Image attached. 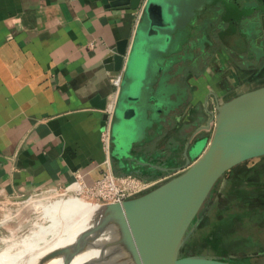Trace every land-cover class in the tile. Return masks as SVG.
<instances>
[{
  "label": "crops",
  "instance_id": "0c3cea01",
  "mask_svg": "<svg viewBox=\"0 0 264 264\" xmlns=\"http://www.w3.org/2000/svg\"><path fill=\"white\" fill-rule=\"evenodd\" d=\"M223 1L225 7L221 0H202L203 5L191 0L173 2L175 19L182 23L174 36L178 34L182 38L185 32L187 39H182L187 46L192 42L196 52L204 47L200 43L204 36L215 40L217 57L208 73L223 81L225 75L233 72V82L229 80L224 85L231 91L237 90L241 77L232 64L234 61L224 56L231 47L235 55L246 51L245 40L238 37L237 27L242 20L253 16L254 10L249 0H238L237 4L235 0ZM222 15L227 16V23H233L234 36L230 29L223 34L227 46L221 45L215 35L214 20ZM142 19L143 15L136 23L135 9L107 7L101 0H0V189L3 192L29 193L44 184H67L76 172H81L89 184L103 175L106 152L101 132L107 119L102 104L105 100L108 103L114 92L110 76L115 71L107 59L123 38H129L128 51L132 50ZM140 52L139 46L135 55ZM129 54L122 67L124 77ZM169 55L154 62L153 80L143 99L147 104L145 121L139 125L128 157L123 159L126 155L120 154L112 139L111 157L117 174L153 177L168 172L166 168L181 166L186 162L184 151L189 139L202 133L199 128L205 119L199 112L206 93L214 87L210 78L200 75L198 70L186 77L187 67L178 79L185 97L177 104L174 96L181 91H174L173 82L165 75V67L171 63ZM215 91L219 95L224 93L222 88ZM204 141L197 148L191 143L192 160L209 140L203 145ZM138 159L156 166L138 163Z\"/></svg>",
  "mask_w": 264,
  "mask_h": 264
},
{
  "label": "water",
  "instance_id": "95a60500",
  "mask_svg": "<svg viewBox=\"0 0 264 264\" xmlns=\"http://www.w3.org/2000/svg\"><path fill=\"white\" fill-rule=\"evenodd\" d=\"M101 1L107 7L136 9L141 0ZM249 1L254 10L247 18L253 23L252 31L264 34V0ZM177 22L172 2L148 0L132 50L128 51L129 38H123L107 59L117 71L130 53L112 122V139L120 154L126 155L123 159L145 121L147 104L143 99L153 80L154 62L176 43ZM139 46L142 52L135 55ZM106 105L107 100L102 107ZM210 113L208 123L199 130L212 129V135L195 160L190 157L188 142L186 162L165 169L172 173L170 178L145 193L107 204L71 243L51 250L41 263L59 258L60 264H243L230 255L183 254L182 249L207 212L208 206L203 205L225 173L264 156V84L218 101ZM138 163L156 166L140 159ZM84 254L89 256L82 257Z\"/></svg>",
  "mask_w": 264,
  "mask_h": 264
},
{
  "label": "built area",
  "instance_id": "2783aa9c",
  "mask_svg": "<svg viewBox=\"0 0 264 264\" xmlns=\"http://www.w3.org/2000/svg\"><path fill=\"white\" fill-rule=\"evenodd\" d=\"M147 2L148 0H141L138 7L135 9L136 23L139 22L144 14ZM123 79L124 68L117 71L115 70L110 76V80L114 86V92L104 109V112L107 114V120L101 132L102 144L106 152V158L103 162L105 166L103 175L89 184L85 181L81 172H76L75 178L67 184H59L57 186L44 184L38 186L29 193L6 194L0 189V210L3 212V216L0 218V225L3 228L0 229V240L5 236L11 238L12 235L14 236L13 238L20 239L24 234L30 232L32 229L31 227H27L24 230H20L19 227L20 220L23 216H25L24 219L33 217L32 214H29L31 208L30 204L33 203L31 200L33 199L46 202L49 198H52V196L61 199L78 198L102 209L107 204L122 202L128 198L145 193L172 176V174H167L156 177H142L134 173L117 174L114 171L111 157L112 122ZM58 189L62 191H58ZM44 193L46 195H53L43 197L41 194ZM8 201L10 203H8ZM18 211H20V213L17 217L5 220L6 214ZM35 226L36 224L34 227ZM27 229L29 231H25ZM4 245H0V249L3 248Z\"/></svg>",
  "mask_w": 264,
  "mask_h": 264
},
{
  "label": "trees",
  "instance_id": "16d2710c",
  "mask_svg": "<svg viewBox=\"0 0 264 264\" xmlns=\"http://www.w3.org/2000/svg\"><path fill=\"white\" fill-rule=\"evenodd\" d=\"M258 159L264 162V156ZM251 160L226 172L225 176L228 174L230 177L221 192L218 187L214 189L213 194L217 198L213 197V207L199 226L208 221L211 230L198 241L199 246H193L190 251L200 253L209 247L218 254L231 255L251 245L257 248L256 251L264 250V243L256 241L253 234L239 235L233 232L239 228L254 230L259 226L264 227V163L247 165ZM233 259L243 264H255L250 256Z\"/></svg>",
  "mask_w": 264,
  "mask_h": 264
},
{
  "label": "bare ground",
  "instance_id": "6f19581e",
  "mask_svg": "<svg viewBox=\"0 0 264 264\" xmlns=\"http://www.w3.org/2000/svg\"><path fill=\"white\" fill-rule=\"evenodd\" d=\"M29 214L33 217L20 220V230L32 229L20 239L3 237L0 245V264H27L37 257L45 256L51 250L71 243L75 237L88 227L97 217L101 208H97L78 198L61 199L52 196L46 202L31 200ZM8 203H10L8 201ZM20 213L9 212L5 220L13 219ZM36 226L34 227V225ZM0 229H3L0 225ZM25 231H29L28 229ZM36 233V234H35ZM35 234V235H34ZM32 237V239H30ZM9 240H7V239ZM23 239H30L22 241ZM11 242V243H10ZM39 242V243H38ZM28 247L34 251H28ZM84 256H89L84 254ZM81 259V256L78 260ZM61 263L59 258L45 264Z\"/></svg>",
  "mask_w": 264,
  "mask_h": 264
},
{
  "label": "rangeland",
  "instance_id": "374dc122",
  "mask_svg": "<svg viewBox=\"0 0 264 264\" xmlns=\"http://www.w3.org/2000/svg\"><path fill=\"white\" fill-rule=\"evenodd\" d=\"M167 1L168 2H172V3L173 2L182 3V0H167ZM191 1L195 2L194 4H196V2H198L199 5L200 4L203 5L202 4V0H191ZM203 1H206V0H203ZM207 1L210 2V0H207ZM221 3H222V7H225V2L223 0H221ZM204 6H205V3H204ZM224 11H227V9H224ZM226 17H227L226 15L225 16L222 15L220 18L215 19L214 23H215V25L217 27L215 35L219 37L218 41L220 42L221 45H226L227 46L228 45V44H226L227 40L225 38H223L224 37V35H223L224 32L227 34V33H229V29H230V31H232L231 32L232 36H234V34H233V29H232L233 23H231V24L229 22L227 23ZM209 26H211V25H209ZM181 27H182V23L178 21L177 22L178 31L181 29ZM237 28L239 29L238 37H240V39L242 38L243 40H245V42H243V43H246V45L244 44V46H245L244 50H246V51L242 53V55H241L242 57H240V54L236 53V58H232V57L230 58L231 61H234L232 64L233 65L235 64L234 67L237 70V74L241 77L240 80L238 79V82H237V84H239L238 87H237V90L235 92H231L230 95H232V94H234L236 92L242 91L244 89H247V88H253V87H255L254 85H256V84L260 85V84L264 83V67H263L264 66V62L259 63V64H254L253 68L261 67L262 65H263L262 66L263 68L256 69V70L253 69V71H252L253 73L251 71H249V70L245 71V69H247L246 68L247 65H245V61H244V57L246 56V53H248V57H251L249 55H252L253 52L254 53L257 52L256 51L257 49L255 48V45H254L255 43H253V40H254V37H253L254 34H253V31H252L253 30V23L251 21H249L248 19H244L240 23V27L238 26ZM182 35H183V37L185 39H187V34L185 32H183ZM189 36H190V33L188 34V37ZM207 41H208L207 37L204 36L200 40V43L202 44V46H205ZM238 41H240V40L238 39ZM177 45H178V39H176V43H175L174 47L172 45L170 46L171 51H174V49H175V47H177ZM188 48L189 49L191 48V49L190 50L188 49V51L187 50L185 51V53L187 52L185 56H186V59L192 60L194 58V51H193L192 42H190L188 44ZM231 49L234 50L232 47H231ZM244 50L242 49V51H244ZM165 52L166 53L163 54V55H158V58L159 57L161 58V56L163 58V56H168L169 55V52L168 53H167V51H165ZM224 57H227L229 59L228 55H226ZM248 57H245V58L248 59ZM167 68L168 67L166 65L165 70ZM207 68H211V64H209V66H207ZM204 75H206V73H204ZM251 75H252V80H251ZM230 79H232L230 82H233V77L232 76H231ZM243 81H245L246 83H244ZM173 90L177 91V92L181 91L182 94H185V89L183 87H181L178 82L175 83V85L173 87ZM180 99H182V98H180ZM212 105H214V103L211 102V106ZM207 119H208V116H206L205 124L207 122ZM202 133H205V135H206V140L203 143V145H204L211 138L212 129H206V130L202 131ZM258 158H260V157H256L255 159H252L247 165L256 164V163L263 165L264 162L262 160H259ZM224 176H223V179L219 182L218 188H219L220 192H221V190H223L227 186L228 179L230 177L228 174L225 177ZM58 191H62V190L58 189ZM41 195H43V197H47V196H50V195H53V194L46 195L44 193V194H41ZM41 195H39V196H41ZM2 216H3V212L0 210V218ZM204 224L201 227H199V229H197L192 234V236L190 237V239L188 240V242L185 244L184 248L182 249V253L183 254H187L188 252L189 253H197V252L190 251V249L193 246L197 247L198 241L202 240L208 234V232L211 230V226H210L208 221H204ZM233 232H238L239 235H241V234H246V235L253 234L254 238L256 239V241L264 243V227H262V226L256 227V229H254V230H252V229L251 230H248V229L245 230L244 228H241V229L239 228V230H236V231H233ZM30 239H32V237ZM30 239H23L22 241H28ZM7 240H9V239H7ZM256 250H257V248L254 247V245L245 246L244 249H238L235 252H233L230 256H232L233 258H237V259L244 258L245 256H250L251 260L255 264H264V250L263 251H256ZM28 251H34V250H32L31 248L28 247ZM200 253H216V252H214V250L212 248L206 247ZM43 257L44 256L37 257L36 261L35 260H31L33 262H28L27 264H43V263H41V260H42ZM48 264H50V263H48ZM58 264H60V263H58Z\"/></svg>",
  "mask_w": 264,
  "mask_h": 264
},
{
  "label": "flooded vegetation",
  "instance_id": "af4514ba",
  "mask_svg": "<svg viewBox=\"0 0 264 264\" xmlns=\"http://www.w3.org/2000/svg\"><path fill=\"white\" fill-rule=\"evenodd\" d=\"M253 34H254V36H253L254 37L253 43H255L254 45H255V48L257 49L256 50L257 52H255V53L253 52L252 55H249L251 57H248V53H246V56L245 57H248V59H244V61H245V65H247L246 66L247 70H250V69H261V68L264 67L262 65L263 67L261 66V67L253 68L254 64H259V63L264 62V34L262 32H260V31H258V30L257 31L256 30L253 31ZM182 38H180L176 34V39H178V45H177V48L178 49L176 48L174 51H170L171 53L169 55V60H170L171 63L168 65V68H167V71L165 72V75H166V78L168 80H170V81L173 82V86H174L175 83L178 82V79H179L180 74L187 67H188V73L186 74V77H188L190 75H194L193 72L195 70H198L197 73H199L200 75H203L204 73H206L205 77L206 78H208V77L210 78L211 83H212V86L214 88H212L211 90H209L206 93V98H205L204 106H203L202 110L199 112V115H201L204 119H206V116H208V119H207V122H206V124H207L208 121H209V119H210V117H211L210 111L215 109L217 102L218 101H223V99H225L226 96H229L233 90L234 91L236 90V88L232 89L231 91L227 87L224 88V85H227V83L229 82V80L230 81L232 80V79H230L231 76L234 77L235 74H233V72L228 73L225 76H227V78H229V79L224 78V79H222L223 81H221L219 79L216 80L214 76H212V75H210L208 73L207 66H209V64H212L213 59H215L217 57L216 52L214 50L215 49V40H211V39H209L207 37V40H208L207 43L205 44V46L203 48L199 49L198 52H196L195 49L193 48L194 58L192 60H189V59H186V56H185L186 53H187V52L185 53V51L186 50L188 51L189 48H188L187 44L184 42L185 40H183ZM181 45L183 46V48H179V46H181ZM226 53H227L226 55H228L230 58L231 57L232 58H236L235 52L231 48L227 49V52ZM241 55L242 54H240V57H242ZM225 81H227V82H225ZM224 82H225V84H224ZM262 84H264V83H262ZM254 86L256 87L258 85L256 84ZM221 88L224 91V93L222 95L221 94L219 95V93L216 92L215 89L216 90H221ZM248 89H251V88H247L245 90H248ZM184 97H185V94H182V92H180V93L178 92L177 95L174 96V101L178 104L181 100H183ZM180 98H182V99H180ZM211 102L214 103V105L211 106ZM206 124H204V125H206ZM204 125H202V126H204ZM202 126H200V127H202ZM206 129L207 128L203 127V128L200 129V132H202V131H204ZM193 137L191 139H189L190 146H191V143L192 142L195 143V144L197 143L198 145H200L201 142L204 141L203 138H206V135H205V133H201L200 136L197 137L195 135ZM186 146H187V144H186ZM186 146H185V148H186ZM190 146H189V148H190ZM167 174H172V173L165 172V173H162V174H159V175H156V176L167 175ZM156 176H153V177H156ZM219 182L216 184L215 188H217L219 186ZM214 189L212 191V194L214 192ZM212 194H211V196L207 199V201L203 205V207L208 206V210L205 213L204 217L202 218L201 222L209 214L210 210L213 207L214 200L217 198V197L215 198L214 197V194L213 195ZM210 199H211V202H209ZM200 212L201 211H199V214H200ZM199 226H200V224L198 225V227L196 228V230L199 228Z\"/></svg>",
  "mask_w": 264,
  "mask_h": 264
}]
</instances>
